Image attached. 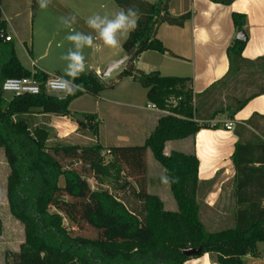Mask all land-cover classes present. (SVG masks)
<instances>
[{"label":"trees","instance_id":"trees-1","mask_svg":"<svg viewBox=\"0 0 264 264\" xmlns=\"http://www.w3.org/2000/svg\"><path fill=\"white\" fill-rule=\"evenodd\" d=\"M170 1L116 0L120 8L135 7L140 12L137 29L123 43L125 53H130L127 63L116 81L108 82L94 70L85 71L75 81L85 91L65 99L45 91L7 98L2 90L6 79L34 75L46 80L49 74L22 64L8 23L0 16V148L10 167L9 209L25 230L20 250L6 254L7 264H185L205 253L218 264H246V255L260 257L258 246L264 244V115L255 113L234 125L238 140L232 155L236 174L231 180L235 200L231 225L211 229L202 217L203 207L209 208L205 198L215 179L199 180L196 154H166L164 149L170 140L220 128L221 123L214 122L217 116L227 114L234 119L251 99L264 94V57L244 58L247 41L236 39L228 48L227 75L201 93L187 87L186 77L138 69L135 63L145 51L173 54L156 35L158 25H182L191 16L190 12L173 15ZM233 20L237 28H244V14L234 12ZM27 48L33 56L32 48ZM125 77L138 80L147 89L148 102L167 113L160 116L144 144L105 147L98 140L102 121L97 114L70 106L85 94L98 96ZM39 115L69 117L94 135L93 142L80 145L57 138L49 122L37 121ZM148 149L170 181L176 211L166 209L161 197L148 190ZM104 150L110 153L108 161ZM87 175L129 191L135 205L109 189H93ZM176 177L179 182H171ZM76 228H90L93 235L77 233ZM199 247L201 255L184 254L185 249Z\"/></svg>","mask_w":264,"mask_h":264},{"label":"crops","instance_id":"crops-1","mask_svg":"<svg viewBox=\"0 0 264 264\" xmlns=\"http://www.w3.org/2000/svg\"><path fill=\"white\" fill-rule=\"evenodd\" d=\"M55 3L70 10L69 12L59 14L58 21L55 24L57 32L67 33V35L69 34V30L61 24V17L75 15L76 23L73 27L76 31L87 34L92 33V30L88 28L86 23L90 16L99 14L101 16L107 15L111 18L119 12V9L111 4V0H88L87 10L83 12L72 10V7L66 5V0H56ZM4 11L6 10L4 9ZM170 11L175 16H180L186 12L191 13L190 18L182 25L163 22L157 27L156 35L173 54L153 50L145 51L135 63L138 69L143 71L160 70L165 75L186 77L188 79L187 87L192 89L194 93L205 91L212 84L225 77L230 69L231 62L228 56V48L237 39V34L240 31L233 20L234 12L246 16V24L242 30L247 34L248 39L242 56L248 60L264 57V0H234L230 5L215 3L210 0H171ZM4 14L5 16H0L7 21L8 34L15 41L14 33H18L19 31L16 32L15 28L11 25V19L8 17L7 12H4ZM11 29H13L14 33H12ZM29 31L30 29L28 28L27 33ZM27 33L25 35L24 33L17 35H19V39L24 43L25 50L29 54L27 48L28 42L26 40ZM92 34L95 35V33ZM124 38L125 36L122 39ZM122 39L120 47L111 48L112 50H109L108 54L99 56V59L95 63H86L89 67L87 71L94 70L100 73L109 62L125 55L123 43L126 39ZM61 41H66V38L61 39ZM15 46L18 54L16 42ZM104 47L102 42L97 41L92 48L101 50ZM32 51L34 52L33 48ZM29 56L32 59L30 66L24 64L19 56L22 64L29 70L40 69L49 75L64 74L61 68H49L48 65L40 63L39 60L37 62L34 53L33 56L30 54ZM40 57L41 55L38 56V58ZM124 80L131 82L128 83L129 90L125 94L128 95L126 96L127 99L117 101L103 96L101 98L108 105L119 103L131 108V110L128 109L130 110L128 112L133 113V120L124 121L121 114L115 119L113 131L109 132L108 137H106L108 141L114 144L107 145L102 143V128H100L99 142L105 147L144 144L149 135L157 127L160 116L167 113L164 110L150 106L147 91L145 93L147 102L142 103V89L137 87V85H133L137 84L138 80H135L133 77H125L122 81ZM255 113L264 115V94L251 99L236 113L234 119H229L227 114L217 116L214 122H220V128L202 129L193 138L170 140L165 144L164 151L166 154H170L172 151L196 154L200 162L198 172L200 181L215 179L213 189L205 198V204L209 208H216V204L220 203V196L225 192L226 183L233 180L236 174L232 155L238 137L234 133V125L248 120ZM96 114L104 126V120H102L99 113ZM229 122L234 123L231 128H228L226 125ZM50 126L55 129L56 133L58 132L60 139L71 138L80 129L79 124L75 120L66 116L51 115ZM149 151L151 150L148 149L147 151L148 177L152 181L153 178L150 175L152 167L157 166L163 172L164 169L157 163L151 162ZM231 190H233V184ZM151 193L160 196L159 192ZM259 246L260 257L246 255V264H264V247H262V250ZM185 264L218 263L215 262L211 254L205 253L201 257L190 258Z\"/></svg>","mask_w":264,"mask_h":264},{"label":"rangeland","instance_id":"rangeland-1","mask_svg":"<svg viewBox=\"0 0 264 264\" xmlns=\"http://www.w3.org/2000/svg\"><path fill=\"white\" fill-rule=\"evenodd\" d=\"M56 0H51V3L46 9H41L38 5V0H1L0 1V15L5 16L4 12H7L8 17L11 19V25L15 28L16 32L14 33L15 42L17 44V50L20 58L24 64L29 65L32 62L29 54L25 50L24 43L19 39V35H24L27 33L28 28L30 29L27 33L26 40L28 42V47H32L34 54L36 55V61L49 66V68H61L64 72L66 68V61L62 60V55L66 54L69 48L72 47L71 42L67 39L66 41H61V39L66 38L67 33H59L56 31L55 24L58 21V15L69 12L68 8H63L60 5L55 3ZM67 6L72 7L71 9L78 12H83L87 10L88 0H66ZM111 4L121 10L118 6L116 0H111ZM4 9L6 11H4ZM32 22H31V21ZM31 22V24H30ZM34 22V23H33ZM29 26V27H28ZM12 28V27H11ZM19 34V35H17ZM128 35L124 39H127ZM123 36L121 37V39ZM122 39V40H124ZM112 50L109 47H104L101 50L96 48H85V63H95L99 56H105ZM41 55L40 58L38 56ZM123 56V55H122ZM121 58V57H120ZM119 59V58H118ZM34 60V59H33ZM39 60V61H38ZM88 65L86 64V70H88ZM123 67H120L112 72V74L105 78V80L116 81L118 73L122 70ZM118 82L114 87L106 88L100 92L98 96H93L85 94L72 103L71 109L90 112V113H99L104 120L105 124L101 122L100 128H102V138L101 141L103 144H114L111 141H108L109 132L113 131V126L115 124V119L118 118L121 114L124 121L133 120V113H129L131 108H128L126 105H121L119 103L107 104L101 97L112 98L117 101L127 99L125 95L126 91L129 90L128 83L126 80ZM137 87H140L142 90L141 99L142 103L147 102L145 99V93L147 89L140 83L137 82ZM7 98H10V94H6ZM130 109V110H128ZM129 111V112H128ZM37 121H47L50 123V116H37ZM56 133V132H55ZM57 138L58 136V132ZM94 135L85 128L79 129L78 133L71 138H67L66 142L87 145L93 142ZM99 140V136H98ZM115 142V141H112ZM116 144V143H115ZM149 157L151 162L161 164L154 158L151 151H149ZM105 161H108L111 156L108 150L103 151ZM80 165V164H78ZM10 173V167L7 163L4 149H0V264H7L6 254L8 252H18L20 250V245L25 240V230L24 225L17 220L10 212L8 199H7V178ZM153 178L152 181L148 177V190L149 192H159L161 199L164 201L165 208L168 210H177V202L173 196L169 184L162 183L161 177L165 176L163 170L157 166H153L150 173ZM166 177V176H165ZM87 179L91 184L93 189L106 188L111 190L116 194L120 199L130 200V202L135 205V197L130 194V192H123L113 188V184L109 180H105L103 183H98L91 175H87ZM63 183V180H61ZM226 189L224 194L220 196V203L216 204V208H206L205 206L202 209V217L207 225L211 229H219L227 225H231L233 221V211L235 208V200L233 198L232 192V182L229 181L226 183ZM228 188V190H227ZM207 187L204 189L205 193ZM128 201V200H127ZM134 201V202H133ZM67 224V220L65 222ZM77 233L83 235H93L90 228L78 229L76 228ZM261 249L264 247V244H260ZM263 250V249H262ZM261 253V252H260ZM202 256V255H201ZM198 256V257H201ZM197 257V258H198ZM196 258V257H193ZM216 262V261H215ZM217 263V262H216Z\"/></svg>","mask_w":264,"mask_h":264},{"label":"clouds","instance_id":"clouds-1","mask_svg":"<svg viewBox=\"0 0 264 264\" xmlns=\"http://www.w3.org/2000/svg\"><path fill=\"white\" fill-rule=\"evenodd\" d=\"M50 3L51 0H38L41 9H46ZM139 18L140 12L135 7L122 9L111 18L107 15L94 14L87 19L86 23L95 35L76 31L73 27L76 23L75 15L60 18L63 27L69 30L66 39L72 44L67 53L61 57L67 62L64 75L56 77L51 82L53 91L61 94L60 99L75 95L78 91H85L83 84L75 83L86 70L84 49L93 47L97 41L109 48L120 47L121 37L137 29ZM161 180L166 185L170 183L165 176H162ZM171 182L178 183L179 177Z\"/></svg>","mask_w":264,"mask_h":264},{"label":"built area","instance_id":"built-area-1","mask_svg":"<svg viewBox=\"0 0 264 264\" xmlns=\"http://www.w3.org/2000/svg\"><path fill=\"white\" fill-rule=\"evenodd\" d=\"M11 38V37H10ZM60 75H49L46 80H41L34 75L21 77V78H8L4 81L2 90L5 94H10L11 96H20L25 94H39L42 91L51 94L61 95L60 93L54 92L51 87V82L55 80L56 77ZM156 108L155 105H150ZM228 128H231L234 123L229 122L226 124Z\"/></svg>","mask_w":264,"mask_h":264},{"label":"water","instance_id":"water-1","mask_svg":"<svg viewBox=\"0 0 264 264\" xmlns=\"http://www.w3.org/2000/svg\"><path fill=\"white\" fill-rule=\"evenodd\" d=\"M237 39L241 40V41H247L248 37L247 34L243 31L240 30L237 34ZM130 57V53H126L125 55H123L121 58L113 60L111 62H109L106 66V68L101 71L99 74L102 78H107L109 77L112 72L120 67H124L125 64L127 63L128 59ZM202 253V248H188L184 250V254L187 256H198L201 255Z\"/></svg>","mask_w":264,"mask_h":264}]
</instances>
